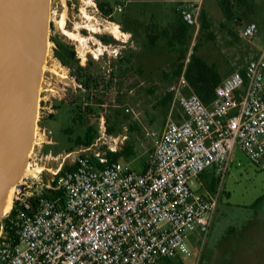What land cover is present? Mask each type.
Here are the masks:
<instances>
[{
	"label": "rangeland",
	"instance_id": "1",
	"mask_svg": "<svg viewBox=\"0 0 264 264\" xmlns=\"http://www.w3.org/2000/svg\"><path fill=\"white\" fill-rule=\"evenodd\" d=\"M184 1L50 0L48 51L36 117V127L47 128L50 134L31 148V164L45 169L32 171L29 182L34 177L33 181L46 183L52 171H63L87 150L109 158L117 153L121 162L141 170L154 144L147 131L159 132L169 113L179 116L171 100L161 102L171 93L179 62L186 64L195 48L224 76L264 49V0L235 5L231 20L217 0H203L209 31L202 29L199 17L198 26L188 24L184 44L170 42L178 6ZM63 14V28L80 40L62 32ZM248 22H255L257 31L251 39H242L240 32ZM111 23L123 33L118 38L107 30ZM149 35L156 37L154 44ZM99 46L103 54L95 58ZM233 159L220 182L205 242L191 245L190 255L178 264H264V199L251 206L264 193V170L240 150L234 151ZM212 176L214 171L200 175L201 187L213 188ZM199 181L194 179L191 187L201 192Z\"/></svg>",
	"mask_w": 264,
	"mask_h": 264
},
{
	"label": "built area",
	"instance_id": "2",
	"mask_svg": "<svg viewBox=\"0 0 264 264\" xmlns=\"http://www.w3.org/2000/svg\"><path fill=\"white\" fill-rule=\"evenodd\" d=\"M202 6L184 1L179 17L198 26ZM256 31L248 22L241 38ZM170 92L179 116L169 113L159 132L147 131L154 144L141 170L87 150L46 183L28 176L12 186L0 218V264H172L204 241L234 151L264 170V49L224 75L207 104L184 69ZM49 134L35 125L32 146ZM208 171L218 179L215 191L193 189Z\"/></svg>",
	"mask_w": 264,
	"mask_h": 264
},
{
	"label": "water",
	"instance_id": "3",
	"mask_svg": "<svg viewBox=\"0 0 264 264\" xmlns=\"http://www.w3.org/2000/svg\"><path fill=\"white\" fill-rule=\"evenodd\" d=\"M50 28V0H0V218L28 163Z\"/></svg>",
	"mask_w": 264,
	"mask_h": 264
},
{
	"label": "trees",
	"instance_id": "4",
	"mask_svg": "<svg viewBox=\"0 0 264 264\" xmlns=\"http://www.w3.org/2000/svg\"><path fill=\"white\" fill-rule=\"evenodd\" d=\"M217 3L224 14L225 18L227 20L233 19V12L235 5L241 4V5H247L248 0H217ZM201 19V26L203 30L209 31L210 23L207 19L205 11H201L200 14ZM188 24L182 21V19L178 18V23L175 25L174 30L172 31V34L170 36V42H176L179 44H184L187 36V30H188ZM208 36L211 38L213 35L211 33L208 34ZM150 43L154 44L155 42V36L149 35L148 36ZM196 49H193V52L190 55L189 61L185 64L183 62H179L178 65L175 68V71L173 72V76H178L184 69V75L192 88V90L199 96V98L205 103H209L214 96V87L220 82L222 79V75L218 71V67L213 62H208L203 57H201L199 54H197ZM185 65V66H184ZM172 99V94L167 93L163 99L162 104L166 105L170 100ZM110 159H117V153H111ZM72 168V165L69 167H66L63 171H60V173H63L65 170H70ZM207 172L202 173L206 174ZM211 184H213L212 187H206L207 190L215 191L217 187L218 179L214 176H212ZM60 194L59 191H51L47 196H58ZM264 199V193L260 196H258L255 201L252 203V207H255L257 204H259ZM180 259L173 260L172 264H178L180 263Z\"/></svg>",
	"mask_w": 264,
	"mask_h": 264
},
{
	"label": "bare ground",
	"instance_id": "5",
	"mask_svg": "<svg viewBox=\"0 0 264 264\" xmlns=\"http://www.w3.org/2000/svg\"><path fill=\"white\" fill-rule=\"evenodd\" d=\"M63 22H64V14H63V16L61 17V19L59 21V26H61L62 32L64 34H66L68 37H70L71 39L78 40L79 37L77 36L76 33H73L71 31H68L65 28H63ZM76 27H78V26H76ZM107 28H108L107 30H110V33H112L116 38H118V35L119 34L121 35V33H122L121 30L119 29L118 24H116V23H111V26H108ZM93 54H94L95 58H98L99 55L103 54V49L99 46V47H97V49H95V51H94ZM43 67H45V66L43 65ZM39 90H40V86H39ZM38 97H39V95H38ZM36 169H38L37 170L38 171L37 173H40V172H42L45 169V167L42 166V165H34L33 166L31 164V161L28 160V163H27V165H26V167L24 169V172H23V175H22L21 178H25V177H28V176L32 175V173H34L32 171H34ZM12 190H13V187L10 188V190L8 192V195H7L6 199H5V203H4V210L5 211L8 210L9 207H10V205H11V202H12Z\"/></svg>",
	"mask_w": 264,
	"mask_h": 264
},
{
	"label": "crops",
	"instance_id": "6",
	"mask_svg": "<svg viewBox=\"0 0 264 264\" xmlns=\"http://www.w3.org/2000/svg\"><path fill=\"white\" fill-rule=\"evenodd\" d=\"M257 50H259V49H257ZM255 51H256V49H255ZM201 188H202V190H201V191L207 190V189H206L204 186H203V187H201ZM206 237H207V236H206ZM206 237H205V238H206ZM204 242H205V239H204L203 243H204ZM203 243H202V244H203Z\"/></svg>",
	"mask_w": 264,
	"mask_h": 264
}]
</instances>
